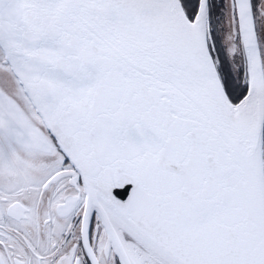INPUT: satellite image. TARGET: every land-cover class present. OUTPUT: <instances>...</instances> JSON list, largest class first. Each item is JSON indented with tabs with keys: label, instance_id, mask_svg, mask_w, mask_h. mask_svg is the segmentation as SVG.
<instances>
[{
	"label": "snow or ice",
	"instance_id": "snow-or-ice-1",
	"mask_svg": "<svg viewBox=\"0 0 264 264\" xmlns=\"http://www.w3.org/2000/svg\"><path fill=\"white\" fill-rule=\"evenodd\" d=\"M0 264H264V0H0Z\"/></svg>",
	"mask_w": 264,
	"mask_h": 264
}]
</instances>
